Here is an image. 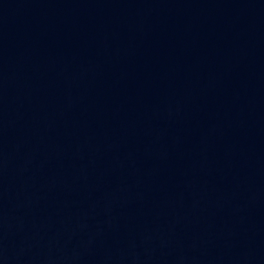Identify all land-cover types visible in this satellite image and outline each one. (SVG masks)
I'll return each instance as SVG.
<instances>
[{
  "label": "water",
  "instance_id": "95a60500",
  "mask_svg": "<svg viewBox=\"0 0 264 264\" xmlns=\"http://www.w3.org/2000/svg\"><path fill=\"white\" fill-rule=\"evenodd\" d=\"M0 264H264V0H0Z\"/></svg>",
  "mask_w": 264,
  "mask_h": 264
}]
</instances>
